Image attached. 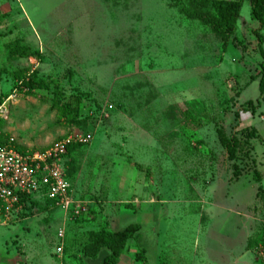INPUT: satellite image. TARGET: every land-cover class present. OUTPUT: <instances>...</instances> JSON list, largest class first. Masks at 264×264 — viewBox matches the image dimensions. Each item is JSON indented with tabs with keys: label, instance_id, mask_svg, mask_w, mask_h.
Masks as SVG:
<instances>
[{
	"label": "rangeland",
	"instance_id": "obj_1",
	"mask_svg": "<svg viewBox=\"0 0 264 264\" xmlns=\"http://www.w3.org/2000/svg\"><path fill=\"white\" fill-rule=\"evenodd\" d=\"M190 10L188 0H0V135L37 151L68 133L88 138L65 161L70 193L86 209L77 216L38 197L20 221L0 227V264H101L103 253H83L91 233L141 222L137 198L154 197L156 210L185 223L195 216L189 199L211 180L224 178L243 195L255 166L264 187V142L255 141L254 164L245 159L232 179L217 136L219 125L230 133L243 123L264 138L257 38L264 29L245 0L236 40L225 46ZM14 44L32 55L11 57ZM19 72L36 74L42 87L34 95L17 87ZM55 91L64 103L82 99L79 121L58 120ZM249 100L258 103L255 113L245 110ZM256 210L264 214V192Z\"/></svg>",
	"mask_w": 264,
	"mask_h": 264
},
{
	"label": "crops",
	"instance_id": "obj_2",
	"mask_svg": "<svg viewBox=\"0 0 264 264\" xmlns=\"http://www.w3.org/2000/svg\"><path fill=\"white\" fill-rule=\"evenodd\" d=\"M250 183L251 188L246 191L239 185L244 191L242 195L232 192L229 182L225 186L224 178L211 180L205 190L194 192L189 199L196 204L195 216L186 218L185 223L177 212L156 210L154 197L142 203L137 198L133 213L142 214L144 219L134 222L141 228L128 240L118 264H144L136 259L140 252L147 264H264L256 250L257 244L264 240V214L256 210V183ZM229 198L236 199L235 207L228 208L222 202Z\"/></svg>",
	"mask_w": 264,
	"mask_h": 264
},
{
	"label": "trees",
	"instance_id": "obj_3",
	"mask_svg": "<svg viewBox=\"0 0 264 264\" xmlns=\"http://www.w3.org/2000/svg\"><path fill=\"white\" fill-rule=\"evenodd\" d=\"M191 6V14L196 18L208 24L223 40L224 45L228 44V39L235 33L238 19L240 18L241 9L245 0H188ZM251 5V18L258 22L259 28L264 29V0H249ZM187 11H189L187 9ZM259 54L263 60L260 63V79L259 90L260 97L264 94V36L257 34ZM232 38V43L235 41ZM9 55L13 58L31 56L30 48L20 44H14L10 47ZM258 73V74H259ZM19 83L17 87L25 88L28 93L34 95V90L40 88V81L36 74L26 76L25 72L17 74ZM256 80V79H253ZM53 107L57 110V118L60 122L64 121L69 124L75 123L81 117V98H76L73 102H62L59 93L55 91ZM4 102L3 97L0 95V105ZM258 103L249 100L245 103V110L255 113ZM240 115V114H239ZM238 116V113H237ZM238 118V117H237ZM217 136L221 145L225 148L227 159L231 163L232 179L239 178L244 172L242 165L245 159H251L254 164V159L251 157L252 151L255 146V141L260 143L264 142V138L259 133L258 129L252 125L236 126L230 133L221 125L217 127ZM63 137V136H62ZM60 137V138H62ZM59 138V139H60ZM10 139L7 135H0V143H6ZM20 151L28 149L17 144ZM75 145L69 147V152ZM43 150V149H42ZM40 150V151H42ZM37 151V150H31ZM68 156V154L66 155ZM254 166V165H253ZM253 179L259 183L257 187V196L263 195L264 187L261 184L263 176L257 167H253ZM28 200L26 211L33 208L37 203L36 200L24 197L23 201ZM141 226L137 223H131L123 229L116 231L99 230L91 233L88 243L83 248V253L87 257H95L102 254L101 264H118L120 256L124 253L127 242L129 239L134 238ZM136 259L146 263L143 252L136 255Z\"/></svg>",
	"mask_w": 264,
	"mask_h": 264
},
{
	"label": "built area",
	"instance_id": "obj_4",
	"mask_svg": "<svg viewBox=\"0 0 264 264\" xmlns=\"http://www.w3.org/2000/svg\"><path fill=\"white\" fill-rule=\"evenodd\" d=\"M113 108V104L107 105L104 115L108 116ZM87 141L86 136L72 132L42 151H20L13 138L0 143V227L21 220L28 204V200L23 201L24 197L54 200L65 212L80 215L86 208L70 193L65 159L70 146ZM65 236V229L61 227L56 247L59 255L64 251ZM257 255L264 263V242Z\"/></svg>",
	"mask_w": 264,
	"mask_h": 264
}]
</instances>
